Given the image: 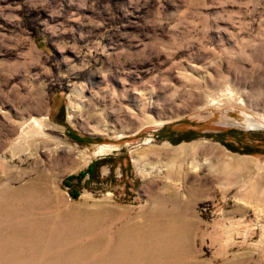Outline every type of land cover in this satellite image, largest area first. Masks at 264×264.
<instances>
[{"label":"rangeland","instance_id":"1","mask_svg":"<svg viewBox=\"0 0 264 264\" xmlns=\"http://www.w3.org/2000/svg\"><path fill=\"white\" fill-rule=\"evenodd\" d=\"M248 119L264 0H0V264H68L111 218L187 230L198 264H264Z\"/></svg>","mask_w":264,"mask_h":264},{"label":"bare ground","instance_id":"2","mask_svg":"<svg viewBox=\"0 0 264 264\" xmlns=\"http://www.w3.org/2000/svg\"><path fill=\"white\" fill-rule=\"evenodd\" d=\"M247 123L249 127L264 124L253 119H248ZM152 222H125L118 226L116 218L107 219L102 223L101 229L105 224L108 230L101 231L99 226L96 237L87 244L75 246L68 264H80L81 254L89 258L84 264H198L192 259L195 249L187 230L179 238L180 242H176L170 228H164L162 233L160 228H152L156 225ZM179 251L182 256L178 254ZM53 264H63V255L60 254V261H54Z\"/></svg>","mask_w":264,"mask_h":264},{"label":"trees","instance_id":"3","mask_svg":"<svg viewBox=\"0 0 264 264\" xmlns=\"http://www.w3.org/2000/svg\"><path fill=\"white\" fill-rule=\"evenodd\" d=\"M91 168H89L88 172H90ZM85 175V172H81L79 173L78 175H73L69 178V180L67 181V184H70V180H73V179H81L83 176ZM72 195L74 197H77L79 195V191L77 189H74L72 191Z\"/></svg>","mask_w":264,"mask_h":264}]
</instances>
